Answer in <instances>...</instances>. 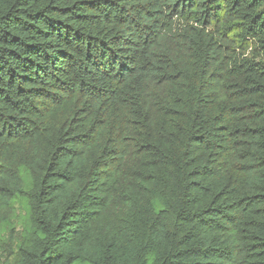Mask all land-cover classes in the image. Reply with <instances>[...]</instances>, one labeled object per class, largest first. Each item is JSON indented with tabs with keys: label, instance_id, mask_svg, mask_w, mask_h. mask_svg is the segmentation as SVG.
<instances>
[{
	"label": "trees",
	"instance_id": "trees-1",
	"mask_svg": "<svg viewBox=\"0 0 264 264\" xmlns=\"http://www.w3.org/2000/svg\"><path fill=\"white\" fill-rule=\"evenodd\" d=\"M16 198L4 264H264V0H0Z\"/></svg>",
	"mask_w": 264,
	"mask_h": 264
},
{
	"label": "rangeland",
	"instance_id": "rangeland-1",
	"mask_svg": "<svg viewBox=\"0 0 264 264\" xmlns=\"http://www.w3.org/2000/svg\"><path fill=\"white\" fill-rule=\"evenodd\" d=\"M10 210L0 201V264L15 250L22 227L27 223L26 205L23 199H13ZM13 226L11 233L8 228ZM74 264H78L77 262Z\"/></svg>",
	"mask_w": 264,
	"mask_h": 264
}]
</instances>
